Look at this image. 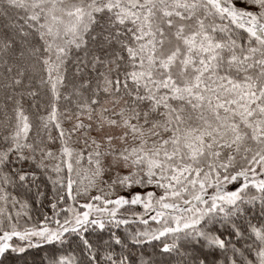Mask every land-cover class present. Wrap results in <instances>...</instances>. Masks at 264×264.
<instances>
[{"label": "snow or ice", "instance_id": "snow-or-ice-1", "mask_svg": "<svg viewBox=\"0 0 264 264\" xmlns=\"http://www.w3.org/2000/svg\"><path fill=\"white\" fill-rule=\"evenodd\" d=\"M0 264H264V0H0Z\"/></svg>", "mask_w": 264, "mask_h": 264}]
</instances>
